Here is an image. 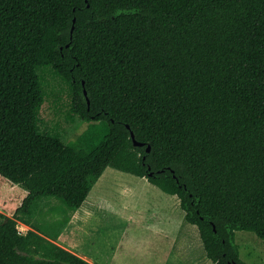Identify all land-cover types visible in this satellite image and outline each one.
<instances>
[{
  "label": "trees",
  "instance_id": "trees-1",
  "mask_svg": "<svg viewBox=\"0 0 264 264\" xmlns=\"http://www.w3.org/2000/svg\"><path fill=\"white\" fill-rule=\"evenodd\" d=\"M46 71L88 123L75 140L39 129ZM106 167L175 195L213 264H248L235 231L264 241V0H0L14 218L45 197L76 210ZM0 216V264H92Z\"/></svg>",
  "mask_w": 264,
  "mask_h": 264
},
{
  "label": "rangeland",
  "instance_id": "rangeland-1",
  "mask_svg": "<svg viewBox=\"0 0 264 264\" xmlns=\"http://www.w3.org/2000/svg\"><path fill=\"white\" fill-rule=\"evenodd\" d=\"M44 76L46 96L39 112V129L51 133L58 132L68 141L75 140L87 128L88 123L82 122L74 128L76 120L72 122L67 117L71 102L67 84L49 71H46ZM102 175L106 176V179L101 177ZM101 176L103 179L99 177L100 179L98 178L88 192L86 200H89L87 202L90 208L89 212H87L88 208L83 209L85 203L79 209L80 212L84 211V217L76 219L78 226H75L74 233L65 232L67 225L65 223L68 215H71L72 209L53 197L39 200L27 213L14 218V213L26 197L27 192L21 185L12 184L1 175L0 214L14 218L17 228L23 233L33 230L62 248L64 247L61 243L74 246L90 259L79 257L86 261L89 260L90 263L150 264L149 261L152 259V254L148 250L150 242L159 237L163 229L168 227L173 229L175 224L166 226L153 222L151 221L153 213L147 212V210L153 206L156 208L159 201L171 199L173 203L170 207L171 215L182 217L184 211L179 206L178 198L175 195L162 192L158 187L145 181L144 178L112 167H106ZM128 182L136 183L129 185ZM134 189L137 190V194L143 195L147 199H133L131 191ZM138 202L139 205L136 204ZM174 207H176V211H174ZM160 208H163V203ZM159 213L162 214V210H159ZM195 228L197 230V227ZM134 235L142 237L139 239L140 248L136 245ZM61 236L62 242L58 244L57 237L60 239ZM235 242L239 246L241 260L248 264H264V241L255 233L236 230ZM198 252L201 254L199 264L213 263H210V260L205 257L204 250V254H202L201 248Z\"/></svg>",
  "mask_w": 264,
  "mask_h": 264
},
{
  "label": "crops",
  "instance_id": "crops-1",
  "mask_svg": "<svg viewBox=\"0 0 264 264\" xmlns=\"http://www.w3.org/2000/svg\"><path fill=\"white\" fill-rule=\"evenodd\" d=\"M101 177L106 179L105 178L106 176H104V175H102ZM103 178H101V179H103ZM145 181H147V180L145 179ZM136 182H128V184L133 185ZM10 183H12V182H10ZM12 184L19 185V184H15V183H12ZM134 191H131L133 193V196H132L133 199L134 198L135 199L142 198L145 200L147 199V197H144L143 195L137 194L136 189H134ZM25 192H27V190H25ZM145 196H147V195H145ZM148 197H150V196H148ZM160 198H162V197H160ZM84 201L85 202L82 203V204L85 203L83 209L88 208L87 212H89L90 208L87 205V202H89V200L85 199ZM157 203L159 205L156 208L153 206L152 208L147 210V212L149 211V212L153 213L152 217H151V221H153V222L155 221V222H158L159 224L166 225V226H170L172 223L175 225H174L173 229H170L169 227L167 229H163L162 232L159 234V237L154 238V240H152L150 242V248L148 250H149V253L152 254V257H151L152 259L150 258L151 260L149 261V263L150 264H188V263L199 264V260H200L199 257L201 256V254L198 252V250L201 248L202 254H204V252H203V247H202L200 237L198 235V231L195 228L196 226L191 225V224L186 222V220L184 218V214L182 213V211H183L182 209H181L182 210L181 211L182 217H179V216L175 217V216L171 215L170 207L173 204L171 202V199H168V200L165 199V200H163V202L159 201ZM161 203H163V208H160ZM82 204L76 210H72L70 216L68 215V219L66 220V223H65V225L67 224L65 232L70 233V234L74 233L75 226H78V224H76V219L79 217H84V211L83 212L79 211V209L83 206ZM130 204H132V203H130ZM136 204L139 205V202ZM164 205H165V208H164ZM147 206H148V204H147ZM159 210H162V214H160L161 212L159 213ZM174 211H176V207H174ZM177 214H179V213L177 212ZM86 215H87V213H86ZM65 232H64V234L66 235ZM133 237L136 239L137 247L140 248V240L139 239H141L142 237H138L137 235H134ZM61 238H62V236L60 237V239H59V237H57L58 244L62 242ZM61 244L65 249L75 253L76 255L85 257L86 259H90L86 255H83L82 253H80L79 250L76 249L74 246L65 245L63 243H61ZM160 244H161V246H160ZM141 250L143 251L144 248ZM146 253H147V249H146ZM92 263H94V262H92ZM210 263H212L211 260H210Z\"/></svg>",
  "mask_w": 264,
  "mask_h": 264
},
{
  "label": "water",
  "instance_id": "water-1",
  "mask_svg": "<svg viewBox=\"0 0 264 264\" xmlns=\"http://www.w3.org/2000/svg\"><path fill=\"white\" fill-rule=\"evenodd\" d=\"M85 1H87V0H85ZM87 6H88V4H87ZM74 20H75V18H73V21H74ZM72 32H73V26L71 27V30H70V38H71V36H72ZM66 46H68V44H66ZM83 92H84V95H86V91L83 90ZM86 100H87V104H88L89 101H88V98H87V97H86ZM130 135H131L132 142H133V145H134V146H142V145H143L142 142H139V141H137V140L134 138V135H133V132H132V131H130ZM146 151H147V152L150 151V147H149V146L146 147Z\"/></svg>",
  "mask_w": 264,
  "mask_h": 264
}]
</instances>
